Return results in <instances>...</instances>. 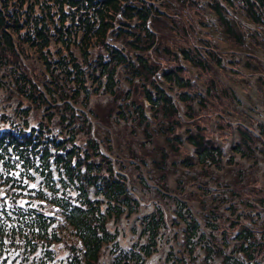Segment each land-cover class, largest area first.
<instances>
[{
  "label": "trees",
  "instance_id": "obj_1",
  "mask_svg": "<svg viewBox=\"0 0 264 264\" xmlns=\"http://www.w3.org/2000/svg\"><path fill=\"white\" fill-rule=\"evenodd\" d=\"M156 1L0 0V71L9 66L0 84L31 104L19 102V121L0 114V180L22 187V178H39L32 197L61 215L13 197L0 202V264H11L12 254L25 262L40 245L47 256L38 264H48L50 246L61 240L49 228L53 220L77 238L72 256L57 264H98L103 248L118 244L108 224L132 215L139 238L128 248L111 246V264H146L168 225L180 246L169 248L166 264H264V188L252 185L255 163L264 160V119L238 93L255 76L264 103V0ZM229 52L237 55L225 64ZM220 69L231 79L236 73L238 85ZM100 89L119 97L114 117H131L140 143H154L155 153L121 156L110 137H100L75 107L80 95L87 100ZM139 90L142 99L132 95ZM43 105L47 112L31 124V106ZM226 105L221 116H237L236 127L207 121L206 112ZM59 107L60 129L51 109ZM173 173L176 191L169 187ZM150 192L153 202L145 197Z\"/></svg>",
  "mask_w": 264,
  "mask_h": 264
},
{
  "label": "rangeland",
  "instance_id": "obj_2",
  "mask_svg": "<svg viewBox=\"0 0 264 264\" xmlns=\"http://www.w3.org/2000/svg\"><path fill=\"white\" fill-rule=\"evenodd\" d=\"M153 2L158 4L156 0H153ZM190 40L192 41V39ZM25 47L30 49L26 44H25ZM29 51L30 53H33L31 50ZM238 53L244 54V51L238 50ZM225 55H227L225 59V64H227V62L229 61V58L232 55H237V53L229 52L228 54H225ZM21 59L25 63H28L29 61L28 59L24 58V56H21ZM30 63L34 64L36 62L32 60ZM227 67H231V65L228 64ZM8 69H9V66L3 67L0 71V74L3 72L4 73L8 72ZM191 70H193L192 72L193 77L196 78V76L198 75V70H194V68H192ZM220 71H221L222 77L224 78L226 82L231 81L234 85H238V82H236L238 78L235 76L236 73H232V79H231V77L229 76L231 74L230 72L228 74H225V70L220 69ZM7 78L9 79V76L6 74V79ZM239 80H242V79L239 78ZM252 81L255 83V76H252ZM253 82L251 83L252 85H249L247 81L244 82V85L242 87H240L239 85V88L237 87L239 89L238 93H240L243 98L245 97L244 100L246 101L248 107L256 106L257 110L261 111V112L256 111L257 117L259 119H264L263 97L259 95L261 92L260 93L258 92V87L257 85H253L254 84ZM241 83L243 84L242 81ZM121 85H123V87H126L129 85V83L127 82V80L122 79ZM249 89H250V93H253L252 98L247 97V92H249ZM132 95L135 97H138L139 99H142L140 90L133 91ZM122 96H123V93L121 94V97ZM173 96L175 97V95ZM21 101L23 105H31L30 102L26 100L22 95L18 94L16 90L11 89V87H9L7 84H4V85L0 84V114L6 113V115L9 118L19 121L21 112L19 111L18 106H19V102ZM118 101H119V97L114 98V96H112V94L109 91L100 89L98 93L97 92L90 93V96L87 100L85 99V97H83V95H80L76 102L75 107L78 109H81L86 114V116L89 117V119L90 118L92 119L90 120L92 122L93 128L94 127L96 128L101 138L106 140L108 137H110L109 141L111 145H113L114 147L112 149L115 152V154L120 153L121 156L131 155L132 150L135 153H138L139 155H152L153 153H155L156 148H153L154 143H151V144H149V142H145L144 144L140 143V139L142 135V132L140 131L141 128L137 126V124L135 123V121H133L131 117H129L127 120H124L123 118H119V117H114V115H116L115 111L119 107ZM216 101H219V99L216 98ZM220 101H223V103L225 104L239 106L237 105V103L234 104L232 102V99L227 96L221 97ZM57 103L60 104V101ZM31 107L33 109L30 111L29 122L31 124H35L47 112V109L45 105H43L44 108L43 107L40 108L36 106H31ZM180 107H181L180 114L182 118H186L184 105L181 104ZM51 109L55 113L53 124L54 126H58L60 129L61 121H60L59 116L61 114V109L63 110V107L62 108L61 107L51 108ZM222 109L230 110L229 106L227 105L224 108L215 107V110L206 112L207 115H205V117L207 118V121L209 123L212 122L213 124L220 123V122L224 123L228 121V123H231L233 126L236 127V125L240 123L239 118L235 115H229V116L225 115V118H224L223 116H221ZM109 114L110 116L108 117ZM6 125L7 124H3V126H6ZM133 128H136L137 130L133 132L132 131ZM180 129L184 131L183 127ZM230 134L231 135L227 138L229 141L225 142L227 152H229V145H230L231 139L233 136L236 135V132L231 131ZM84 136H85L84 132L79 133V137L81 140L83 139ZM155 136L156 138H158V141L160 142L163 141L162 136H159V137L158 135H155ZM155 146H157L156 142H155ZM189 148L191 151H193V148L191 147ZM183 150H186V149H183ZM238 159L240 160V162L246 165H248L254 160L253 158L251 159L244 158L243 160L241 158H238ZM255 167L257 169V171L255 172L256 179L254 183H252V185L257 188H260V187L264 188V160L261 159L258 163H255ZM178 171H181V168L178 169ZM19 173L20 172L17 171L16 175H18ZM134 173L135 175H137L138 169L134 168ZM144 173H145L144 175H148L149 171L147 168L144 169ZM177 175H178L177 173H173L170 176L169 187L172 191H176L177 189L176 188ZM136 179L138 180V177ZM39 180L40 179L38 178L36 181H28L25 178L24 179L22 178V181H23L22 187L11 186L10 184L4 185L0 180V202L6 199L8 203H12L11 198L13 197L16 203H19L23 206L33 205L37 209L42 210L47 215L48 214L56 215L57 217L61 219V215L58 213L57 207L54 206L51 202L45 199L38 198V197H34V198L32 197V195L35 193V189H37L38 186L40 185ZM26 181L28 182L26 183ZM24 183L26 184L24 185ZM145 197L147 199H152V202H153L155 200L153 198H155L156 196L154 193L150 192V193H146ZM152 202L148 201V203H146L147 207H151L153 204ZM193 203L195 207H198V200H193ZM139 214H141V212H139ZM171 214L174 215L173 211H171ZM138 221L139 219L138 218L136 219L133 215L131 217L122 216V218L119 219L118 221L111 220L110 224L108 225L111 230L116 231V235H117L116 240L118 244H114L115 245L114 246V245H111V243H108V245H106L101 251L98 264H111V260H112L111 246L112 248H114V247H119L121 245L122 247L128 248V247H131L134 244V242L138 240L139 232H134L132 230L133 225L135 223L139 227L140 224L138 223ZM168 222L170 223V220H168ZM52 227H56L59 230V232L61 233V240L54 242L50 246V249L52 251L51 252L52 257L49 259L48 264H57L62 261H65L66 257L72 256V254L74 253L73 252L74 248H72V245L74 242L77 241V238L75 237V235L71 234L69 230H65L64 227H62L56 220H53L51 222L49 228L52 229ZM175 228L176 227L174 226L168 225L166 230H164L163 233L161 231L160 233L161 238L159 237L157 249L147 259L146 264H166L167 263L166 253L169 250V248L173 246V244L175 248H179L180 246L179 243L175 241V239L172 236L173 232L175 231ZM170 229L172 230L169 232ZM79 244H80V241L78 240V245ZM10 253H17V251L16 250H14L13 252L10 251ZM46 256L47 254H45L44 252V247L40 245L37 251L35 252V254L30 255L29 259L27 258V261L19 263L20 256H18V258L14 260V257L12 254L10 256V263L11 264H38L40 262V259L45 258Z\"/></svg>",
  "mask_w": 264,
  "mask_h": 264
}]
</instances>
